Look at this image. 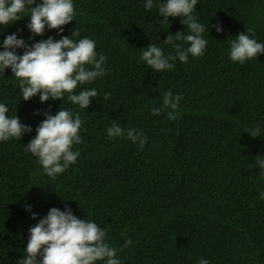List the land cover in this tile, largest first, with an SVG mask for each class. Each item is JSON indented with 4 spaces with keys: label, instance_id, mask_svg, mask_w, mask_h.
Instances as JSON below:
<instances>
[{
    "label": "trees",
    "instance_id": "trees-1",
    "mask_svg": "<svg viewBox=\"0 0 264 264\" xmlns=\"http://www.w3.org/2000/svg\"><path fill=\"white\" fill-rule=\"evenodd\" d=\"M162 2L146 10V0H73L74 20L62 33L46 28L43 36L26 27L27 9L22 19L0 26V45L13 33L31 45L71 37L75 29V39L94 40L98 57H107L106 75L76 89L97 90L87 109L67 98L24 101L11 69L0 73V104L8 115L33 126L59 104L83 120L82 142L73 146L80 156L55 179L25 149L35 130L0 144V264H18L29 228L57 205L82 208L107 230L113 247L131 239L118 253L121 264H199L201 258L264 264V170L255 164L264 158V53L243 65L229 59L230 41L249 27L255 32L250 38L264 43V0H198L193 15L206 26L204 55L157 73L141 52L154 44L174 54L164 43L168 34H190L182 17L160 16L156 5ZM169 90L181 97L179 120L170 121L168 110L151 114ZM105 93L111 94L107 100ZM113 121L142 131L147 143L140 148L126 136L109 138ZM256 126L261 136L252 138L246 131Z\"/></svg>",
    "mask_w": 264,
    "mask_h": 264
},
{
    "label": "clouds",
    "instance_id": "clouds-1",
    "mask_svg": "<svg viewBox=\"0 0 264 264\" xmlns=\"http://www.w3.org/2000/svg\"><path fill=\"white\" fill-rule=\"evenodd\" d=\"M197 4L198 0H164L156 5L165 21L169 17H182L181 23L190 34L185 35L184 31L168 34L164 43L173 46L174 54L166 56L154 44L146 47L140 59L148 68L157 73L172 70L176 60L187 63L189 56L204 55L208 41L202 34L206 26L193 15ZM153 6L154 0H146V10H151ZM26 9L30 12L26 27L33 36H43L46 28L62 33V26L72 22L75 16L73 0H41L40 3H36V0H0V26L7 27L22 19L21 13ZM213 27L218 33L222 31L219 25ZM246 31L248 34L241 32L230 41L229 59L241 65L264 53V43L250 38L255 35L254 28L249 27ZM78 36L79 32L74 29L71 37L62 36L59 40L48 37L28 45L22 38L18 39L15 33L7 35L0 45L3 48L0 51V73L11 69L12 75L19 81L24 101L37 95L41 103L49 99L63 101L67 98L68 102L80 109H87L92 98L98 95L97 90L83 88L77 94L76 89L106 75L104 65L107 57L102 54L98 57L94 40L87 37L75 39ZM177 41H184L189 46L185 48ZM17 49H23V53L17 54ZM110 95L105 93L104 99L107 100ZM180 100L179 95L169 90L162 96V106L152 108L151 114L160 115L162 111L168 110L166 115L170 121L179 120ZM8 112L9 108L0 104V144L20 140L24 134L35 130L36 135L25 149L38 158L48 177L55 179L76 163L80 151H74L73 146L78 147L82 142L80 130L83 124L78 112L58 104L54 115L46 111L45 118L37 120L33 126L23 122L18 114L10 111L9 116ZM106 132L109 138L126 136L132 143L138 141L140 148L147 143L142 131L124 129L115 121ZM246 132L252 138L261 136L259 126ZM255 164L264 170V158L260 157ZM255 164L250 165V168H254ZM261 199H264V193ZM36 216V213H32L30 218L36 219ZM106 238L107 230L101 229L95 218L86 216L82 208L57 205L56 208H50L35 226L29 228L25 255L18 264H121L118 253L123 252L133 241L125 238L124 244L118 249L111 246ZM199 264H209V261L201 258Z\"/></svg>",
    "mask_w": 264,
    "mask_h": 264
},
{
    "label": "bare ground",
    "instance_id": "bare-ground-1",
    "mask_svg": "<svg viewBox=\"0 0 264 264\" xmlns=\"http://www.w3.org/2000/svg\"><path fill=\"white\" fill-rule=\"evenodd\" d=\"M186 195V194H185Z\"/></svg>",
    "mask_w": 264,
    "mask_h": 264
}]
</instances>
